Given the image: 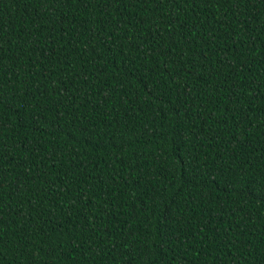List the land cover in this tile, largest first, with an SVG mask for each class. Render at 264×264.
Masks as SVG:
<instances>
[{
    "label": "trees",
    "instance_id": "1",
    "mask_svg": "<svg viewBox=\"0 0 264 264\" xmlns=\"http://www.w3.org/2000/svg\"><path fill=\"white\" fill-rule=\"evenodd\" d=\"M0 264H264V0H0Z\"/></svg>",
    "mask_w": 264,
    "mask_h": 264
}]
</instances>
